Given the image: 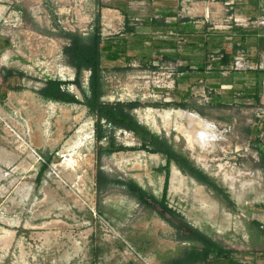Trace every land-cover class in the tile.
Listing matches in <instances>:
<instances>
[{"label":"rangeland","instance_id":"1","mask_svg":"<svg viewBox=\"0 0 264 264\" xmlns=\"http://www.w3.org/2000/svg\"><path fill=\"white\" fill-rule=\"evenodd\" d=\"M99 4V0H0V65L5 66L0 70L25 76L8 80L11 86L19 82L23 91L0 88V264H161L125 238L134 225H146L152 212L112 181H133L160 197L164 173L159 168L166 159L141 150L103 154L99 181L95 117L83 105L43 100L31 92L57 77L53 71L58 64L64 66L62 79L69 83L63 90L84 100L89 72H82L80 88L71 84L76 70L68 64L63 48L69 34L84 41L92 34ZM119 30L121 23L104 30V46L109 41H127L110 39ZM166 36L153 34L147 44L135 39V54L129 61L123 50L119 61L106 58L102 100L141 104L129 112L223 187L234 208L173 164L168 206L181 204L190 224L233 255L244 254L238 264H264V106L240 95L249 88L251 78L246 75L253 71L252 52H236L228 66H221L217 52L196 54L198 61L211 64L209 77L217 87L199 86L176 101L177 62L164 60L152 46ZM188 57L182 54L180 60ZM180 104L188 108L181 109ZM178 111L197 114L212 124L218 139L202 148L166 129V123L175 124ZM162 112L168 114L165 119L154 115ZM148 113L155 116L153 123ZM180 124L188 128L187 122ZM111 129L117 149L139 146L133 134ZM112 139L105 137L99 146L109 149ZM126 210L128 220L123 215ZM137 215L142 219L133 224ZM209 264L220 263L212 255Z\"/></svg>","mask_w":264,"mask_h":264},{"label":"crops","instance_id":"2","mask_svg":"<svg viewBox=\"0 0 264 264\" xmlns=\"http://www.w3.org/2000/svg\"><path fill=\"white\" fill-rule=\"evenodd\" d=\"M99 1L103 5L99 11L103 39L101 45L103 68L104 60L109 56L110 60L119 61L122 59L121 50L126 55L124 56L126 57L125 60L129 61L130 55L133 58L136 47L135 39L141 38L144 44H147L146 39H150V36L164 32L168 38L166 36L165 41L162 43L159 41L157 45L152 44V46H155L163 53V55L161 54L163 58L175 59L177 62L178 71L174 74V76H177V86L175 85L176 88L173 92V96L177 101L184 97L182 93L184 94L190 90L191 94H193L195 89H197L196 91L200 89L199 86L210 90H215L217 87L215 86L217 83L215 84L212 78L209 77L211 73L208 72V68L211 67V64L206 60L198 61L196 54H206L208 51L217 52L221 58L223 52L229 53L230 47H237L238 51H242L244 54L252 52L253 57V71L248 72L246 75L247 79L251 78L247 84L249 88L247 92L243 91L240 94L243 96L242 100L251 101L257 105L256 96H258L259 104L264 106V0ZM126 18L129 22L128 27L132 31H126ZM120 23L122 30L114 32V38L110 39L117 40L120 38L121 40L124 38L127 41H121L122 43L119 44L116 41H109L107 42L109 46H104L106 44L104 30ZM160 30L162 31L160 32ZM120 45H123V47L120 48ZM1 52L2 50L0 49V54ZM182 54H187L189 56L188 59L181 61ZM180 63L186 64L181 65ZM1 67L4 68L5 66L0 65V69ZM63 67V65L57 64L55 71H53L57 77L48 78L45 83L48 80L63 81L62 76L65 71ZM185 68L188 71L180 72V69ZM45 83L41 88L31 92L37 94L39 90L45 87ZM39 97L42 98L41 96ZM184 101L186 100L184 99ZM214 101L219 105L223 104V100L220 98H215ZM175 168L177 167L175 166ZM151 195L157 200L162 198V193L160 197L152 193ZM116 203L117 207H120V201L117 200ZM169 207L186 220L184 208H182L181 204H173V206ZM149 211L152 212L154 218L152 217L146 225L137 227L134 225L132 230L125 232V238L133 245H136L137 250L147 255L150 260L165 264L166 262L180 259L186 251L202 248L198 243L180 241L176 238L177 233L172 226L164 221L156 211L152 209H149ZM123 213L125 220H128L130 213L127 210ZM141 219L137 215L133 218V224L139 223ZM165 225L168 226V229H166ZM197 229L215 242L209 234L207 235L199 228ZM215 243L218 244L217 242Z\"/></svg>","mask_w":264,"mask_h":264},{"label":"trees","instance_id":"3","mask_svg":"<svg viewBox=\"0 0 264 264\" xmlns=\"http://www.w3.org/2000/svg\"><path fill=\"white\" fill-rule=\"evenodd\" d=\"M101 7V4H99ZM101 18L97 15L95 27L92 34L84 41L77 34H69V43L63 48V55L69 65L76 70V79L73 85L80 88V76L83 71L89 72L87 78L88 92L84 95V100L80 101L75 96L63 90V86L68 85V82L59 80H48L45 87L37 92L43 99L63 104L83 105L88 109L89 114H92L96 121L94 125L95 141L98 144L95 152V169L97 180L101 179V156L103 154H111L116 151H136L141 150L149 154H157L166 159V164L159 168L161 173H164V184L161 200H157L150 193L142 189L133 181L123 182L121 180H113L112 183L124 186L127 193L135 198L141 205L152 209L166 221L172 228L175 229L177 237L182 242L198 243L202 246L201 249H191L177 260L166 262L165 264H209L210 257L215 256L220 264H235L232 259L233 251L223 249L221 246L212 241L197 228L189 224L185 218L170 208L167 203V193L170 179V166L174 164L182 174L189 176L196 182L206 186L212 190L217 196L226 200L231 208H234L233 202L230 199L227 191L221 187L214 179L208 176L203 170L194 165V163L185 155L177 152L171 144L164 138L153 133L147 126L141 124L129 110L141 107L139 103H121V102H104L103 97V66H102V32ZM129 22L125 19L126 31H132L128 27ZM238 51L237 47H233L229 53H222L220 64L228 66L233 58V55ZM167 60V58H164ZM154 69V66H150ZM188 69H180V72H186ZM17 77L23 79L25 76L22 72H13L0 70V88L6 91L18 92L24 87L18 82L15 86L8 83L10 78ZM257 105L259 98L256 96ZM181 109H187L184 104L178 106ZM111 127L121 128L133 134L134 138L139 142L138 147L125 148L115 147L112 139ZM108 137L110 140V148L103 150L99 144ZM264 149V143L262 144ZM45 168V167H44ZM259 225V224H258Z\"/></svg>","mask_w":264,"mask_h":264},{"label":"bare ground","instance_id":"4","mask_svg":"<svg viewBox=\"0 0 264 264\" xmlns=\"http://www.w3.org/2000/svg\"><path fill=\"white\" fill-rule=\"evenodd\" d=\"M154 115L165 119L168 114L162 112V113H156ZM176 115H177V121L174 122L175 124L170 125L169 123H166L167 124L166 129L175 130L179 132L185 138V140L188 141V144H197L198 146L205 148L207 145L212 144L214 141L218 139V136L216 135L215 127L212 124H209L203 119H201L197 114L178 111ZM155 116H153V114L148 113L150 123H153ZM178 121L187 122L188 128H183L181 124L177 125ZM190 149H192V147Z\"/></svg>","mask_w":264,"mask_h":264},{"label":"built area","instance_id":"5","mask_svg":"<svg viewBox=\"0 0 264 264\" xmlns=\"http://www.w3.org/2000/svg\"><path fill=\"white\" fill-rule=\"evenodd\" d=\"M139 258H142L141 257V255L140 254H136ZM242 255H244V254H237V255H233L232 254V259H233V261L235 262V264H238V262L240 263V261H241V259H243L242 258ZM211 258V257H210ZM214 258H215V256H214ZM252 258H253V261H254V257L252 256ZM215 260H216V258H215ZM210 261V260H209ZM217 261V260H216ZM257 261H259V260H257ZM253 264H260V262H255V263H253Z\"/></svg>","mask_w":264,"mask_h":264}]
</instances>
